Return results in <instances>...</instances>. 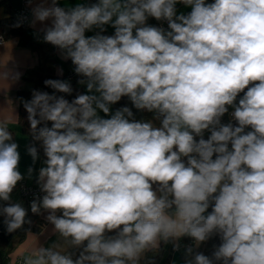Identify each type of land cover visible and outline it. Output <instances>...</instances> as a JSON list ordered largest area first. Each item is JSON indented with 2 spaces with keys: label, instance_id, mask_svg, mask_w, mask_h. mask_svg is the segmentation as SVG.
Here are the masks:
<instances>
[{
  "label": "clouds",
  "instance_id": "1",
  "mask_svg": "<svg viewBox=\"0 0 264 264\" xmlns=\"http://www.w3.org/2000/svg\"><path fill=\"white\" fill-rule=\"evenodd\" d=\"M27 3L31 19L14 26L43 25V40L71 61L86 91L69 100L71 83L48 79L51 93L21 98L46 157L31 212L47 210L80 249L73 259L41 246L23 264H140L162 241L178 250L183 237L193 242L184 264H264V0ZM123 98L132 107L113 110ZM18 149L0 123L7 233L28 215L12 202L25 179ZM27 153L35 165V144ZM213 238L211 258L197 251Z\"/></svg>",
  "mask_w": 264,
  "mask_h": 264
},
{
  "label": "crops",
  "instance_id": "2",
  "mask_svg": "<svg viewBox=\"0 0 264 264\" xmlns=\"http://www.w3.org/2000/svg\"><path fill=\"white\" fill-rule=\"evenodd\" d=\"M15 11L19 10L23 0H7ZM39 0H34V3ZM61 6L74 5L75 0H59ZM86 2V0H85ZM28 6V4H27ZM30 19H31V10ZM5 17L4 10L0 5V19ZM45 23H48L47 21ZM43 27L39 22L32 27L29 25L24 32L23 36L11 37L4 39L0 44V123H5L9 129L13 132V138L19 144V152L21 154L20 171L25 176L26 183H32L36 181L39 169L44 166L43 161L46 158L41 157L38 154V159L33 165L31 157L27 153V137L24 135L16 123L18 99L16 93L19 89L31 88V79L35 77V70L39 64V61L45 56L49 55L57 61L55 67V73L58 75L62 70L64 75L69 68V60L61 58L59 50L53 45L46 43L43 40V32L40 29ZM113 29L108 28V35L113 34ZM91 35L92 33H88ZM28 39L30 42H27ZM19 72L20 78L18 81L14 80V75ZM80 79V78H79ZM77 83V82H76ZM77 85H79L77 83ZM81 86L83 93L86 91V86ZM115 110V109H113ZM29 166L34 167V173L32 179L27 178V169ZM12 195V202H21L27 209L28 204L25 199L14 189ZM48 211L41 209L39 213L40 229L38 232L26 231L23 237L19 238V233H14L12 237L7 241L5 247L6 261L12 262L16 258H22L31 256L39 247H51L58 245L55 249L62 253L66 250V245L63 240L57 235L54 225L47 220ZM187 238V237H186ZM183 238L174 243L180 245L178 250H173V243L165 244L163 242L164 253L170 251V264H184L185 260V248L181 247ZM211 239L200 245L198 248L200 252L205 254L209 248ZM190 258V257H189ZM141 264V263H140Z\"/></svg>",
  "mask_w": 264,
  "mask_h": 264
},
{
  "label": "trees",
  "instance_id": "3",
  "mask_svg": "<svg viewBox=\"0 0 264 264\" xmlns=\"http://www.w3.org/2000/svg\"><path fill=\"white\" fill-rule=\"evenodd\" d=\"M0 5L2 6L5 17L0 19V34L3 36L4 39H8L11 37H16V36H23L24 32L28 26L27 23H23L20 27H15L14 25L17 22V13L18 10L15 11V9L12 8L10 3L7 0H0ZM149 23L154 24L153 19L149 20ZM27 42H30L28 39H26ZM57 61L53 59L49 55H45L40 61L38 66L36 67L35 70V77L31 79V88L29 89H19L16 93V97L18 99V110H17V120L16 123L19 125L22 133L26 135L27 137V146H30L32 144H35L38 150V154L46 158L43 153V148L41 146L40 141H33L31 133H30V125L27 120V112L24 109L22 103H21V98L23 99H31V93L32 90H39V91H47V92H52L53 90L48 88L45 84L44 81L48 79H63L67 80L64 75H58L55 73V67L57 66ZM80 77H76L72 80H68L74 91L73 93L68 96L66 94H61V95H66V98L71 100L75 98V96L78 93H83V90L81 86L77 85V80ZM127 105L129 107L131 106V103L128 101L127 98H123L118 104L113 106V109ZM134 115L136 116L137 119L141 118H151V114L147 112H139L136 109L133 108ZM42 126V125H41ZM9 131H11L12 135L13 132L11 129L8 128ZM0 203H6V202H0ZM31 204V203H30ZM30 204H28V215L26 216V222H25V227H24V232L19 234V238L21 239L26 231H31V232H38L40 229V219H39V214H33L30 209ZM59 215V213H57ZM3 219V216H0V220ZM27 221H31V223H28ZM57 235L63 240V242L66 245V250L63 253H73V259L76 258V255H78V252L80 249L74 248L68 240H65L58 232H56ZM182 243H185L187 241L186 237H183ZM7 245V242H1L0 241V264H5L7 261L6 259V250L5 247ZM199 249H197L198 251ZM170 256L171 253L170 251L168 253H164L163 249V241L160 243V246L158 249L148 251L144 254V256L141 258L140 263L141 264H149V261H154L155 264H170ZM185 261V260H184Z\"/></svg>",
  "mask_w": 264,
  "mask_h": 264
},
{
  "label": "built area",
  "instance_id": "4",
  "mask_svg": "<svg viewBox=\"0 0 264 264\" xmlns=\"http://www.w3.org/2000/svg\"><path fill=\"white\" fill-rule=\"evenodd\" d=\"M27 0H23L22 5L20 7V9L18 10L17 13V19L19 16L24 15V16H28L30 19V11L29 8L27 6ZM154 21V24H159V22ZM27 23V22H25ZM166 27V25H165ZM4 38L3 36L0 34V44L3 42ZM74 65H72L71 61L69 60V68L67 70V72L65 73V78L67 80H72L76 77H78L75 72H74ZM231 111V109H230ZM229 119V117L226 115L223 120L224 122H227ZM19 194L25 199L27 204H30L31 201L36 198V197H42L43 193L40 191L39 186L37 185L36 181L32 182V183H26V181L23 179L22 181L18 182L16 188H15ZM192 241L190 238H187V241L185 243H183L181 245L182 248H186V246H191L192 245ZM23 259L22 258H16L15 260H13L12 262H6L5 264H23Z\"/></svg>",
  "mask_w": 264,
  "mask_h": 264
},
{
  "label": "water",
  "instance_id": "5",
  "mask_svg": "<svg viewBox=\"0 0 264 264\" xmlns=\"http://www.w3.org/2000/svg\"><path fill=\"white\" fill-rule=\"evenodd\" d=\"M2 221H3V219L0 220V241L1 242H7L15 232L19 233V234L24 232L25 224L20 229L16 230L14 233H7L5 230V226L3 225ZM218 244H219L218 238L211 239L209 248L206 250L205 255H207L211 258L213 250H214L213 246L218 245Z\"/></svg>",
  "mask_w": 264,
  "mask_h": 264
}]
</instances>
